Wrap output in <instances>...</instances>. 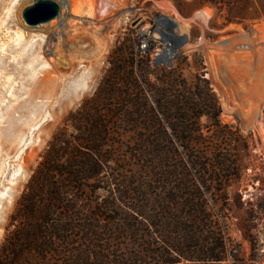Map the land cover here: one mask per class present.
Listing matches in <instances>:
<instances>
[{
	"label": "rangeland",
	"instance_id": "rangeland-1",
	"mask_svg": "<svg viewBox=\"0 0 264 264\" xmlns=\"http://www.w3.org/2000/svg\"><path fill=\"white\" fill-rule=\"evenodd\" d=\"M15 1L0 0V132L14 122L17 137L27 141L21 149L16 142L0 144V245L51 140L95 96L111 54L121 47L126 55L137 53L144 60L145 77L157 90L197 93L208 83L221 109V124L203 116L197 133L187 136L190 151L179 148L177 157H200L209 164L221 157L233 161L230 181L223 176L212 183L213 169H205L208 188L221 192L209 197V209L222 228L219 210L226 207L229 238L241 257L253 256L264 264V18L251 20V7L245 20L229 24L227 7L203 0H91L97 5L91 17L75 16L55 34L61 17L53 25L29 27L22 12L35 0ZM54 1L62 12L60 0ZM13 20H21L28 31L43 26L48 32L33 38L15 28ZM174 22L187 25L185 34L176 33ZM146 35L152 45L139 53ZM21 120L29 124L20 125ZM145 135L126 130L118 136L119 168H125L128 178L146 177L133 152Z\"/></svg>",
	"mask_w": 264,
	"mask_h": 264
},
{
	"label": "trees",
	"instance_id": "trees-1",
	"mask_svg": "<svg viewBox=\"0 0 264 264\" xmlns=\"http://www.w3.org/2000/svg\"><path fill=\"white\" fill-rule=\"evenodd\" d=\"M203 3L227 7L229 24L251 7V20L264 18V0ZM109 64L95 96L69 116L34 171L10 217L0 264H259L230 240L228 209L219 210L222 228L209 209V197L221 192L208 188L204 171L211 166L212 183L230 181L233 161L177 157L179 148L190 151L187 136L203 116L221 124L208 83L197 93L157 90L144 60L121 47ZM126 130L147 134L133 150L146 177L119 168L118 136Z\"/></svg>",
	"mask_w": 264,
	"mask_h": 264
},
{
	"label": "bare ground",
	"instance_id": "bare-ground-1",
	"mask_svg": "<svg viewBox=\"0 0 264 264\" xmlns=\"http://www.w3.org/2000/svg\"><path fill=\"white\" fill-rule=\"evenodd\" d=\"M16 1H19V0H16ZM15 1V2H16ZM32 1V0H31ZM37 0L33 1L34 3L36 2ZM91 0H60L61 4H62V12L59 16V18L61 17V25L59 27H54L55 29L53 30L55 34L58 33V31L60 30V28L62 26H67L69 25L70 23V20L73 19L75 16H83V15H87V16H92L95 12H96V9H97V5H95V3L93 2H90ZM14 6V5H13ZM11 8H9L10 10ZM66 10V15L64 14V11ZM9 14V13H8ZM76 20V19H75ZM56 22V21H55ZM55 22H52L51 25H53ZM15 28H20V30L23 31H26L27 33H29L30 35H33V38L36 36H40L42 33H47L48 31L47 30H43V26L39 27L41 29V31L39 30H35L32 31H28L29 29L24 25L22 24L21 26V20H19L18 22L13 20L11 22ZM174 27L176 28V33H178L180 36L185 32H186V27L187 25L184 24V23H181V22H174L173 23ZM43 35V34H42ZM41 35V36H42ZM40 36V37H41ZM42 41H44V39H42ZM36 42V40L33 41V44ZM58 45V44H57ZM62 48V47H61ZM60 48L56 50V54H61L60 53ZM57 55V56H58ZM100 55V54H99ZM61 56V55H60ZM63 56V55H62ZM64 57V56H63ZM62 57H60L61 59ZM65 58V57H64ZM62 60V59H61ZM67 61V60H66ZM61 63V62H60ZM59 63V64H60ZM21 140V139H20ZM23 141V139H22ZM24 142V141H23ZM19 143V142H18ZM22 143V142H21ZM25 145V144H24Z\"/></svg>",
	"mask_w": 264,
	"mask_h": 264
},
{
	"label": "water",
	"instance_id": "water-1",
	"mask_svg": "<svg viewBox=\"0 0 264 264\" xmlns=\"http://www.w3.org/2000/svg\"><path fill=\"white\" fill-rule=\"evenodd\" d=\"M61 6L54 0H37L32 5L25 8L22 12V18L29 27L48 24L59 18Z\"/></svg>",
	"mask_w": 264,
	"mask_h": 264
},
{
	"label": "flooded vegetation",
	"instance_id": "flooded-vegetation-1",
	"mask_svg": "<svg viewBox=\"0 0 264 264\" xmlns=\"http://www.w3.org/2000/svg\"><path fill=\"white\" fill-rule=\"evenodd\" d=\"M26 121L27 120H25V121L21 120V122L19 124L21 125V124L26 123L28 125L29 121H27V122ZM13 124H14V122L9 121L8 125L3 129L2 132H0V144H7V143L10 144L13 142H16L18 144V142H19L21 144L19 149H21L24 147V144L27 141V137L23 138L24 142L22 141V138H18L17 134H15L16 132H15ZM1 152H2V150L0 149V154H1Z\"/></svg>",
	"mask_w": 264,
	"mask_h": 264
},
{
	"label": "built area",
	"instance_id": "built-area-1",
	"mask_svg": "<svg viewBox=\"0 0 264 264\" xmlns=\"http://www.w3.org/2000/svg\"><path fill=\"white\" fill-rule=\"evenodd\" d=\"M152 39L150 38L149 35H146L140 42L138 46V50L140 53H145L148 51L150 45H152Z\"/></svg>",
	"mask_w": 264,
	"mask_h": 264
}]
</instances>
